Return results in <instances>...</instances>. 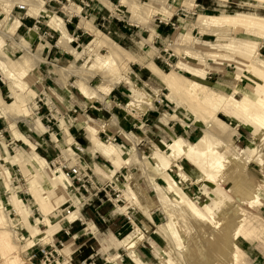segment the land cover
<instances>
[{
    "label": "rangeland",
    "instance_id": "obj_1",
    "mask_svg": "<svg viewBox=\"0 0 264 264\" xmlns=\"http://www.w3.org/2000/svg\"><path fill=\"white\" fill-rule=\"evenodd\" d=\"M40 1L44 10L30 9L32 10L30 12L22 5L19 6L24 9H18L17 0H0V87L3 92L1 99L5 103H12V91L18 98L21 97L18 106L15 107L10 103L5 105V114L4 111H0L2 133L0 136V264H16L18 261L24 264H40L38 261H28V252L39 245L51 242L53 233L64 224H68L65 218L67 213L76 210L74 204L76 199L65 202L64 197L57 198L59 194L56 193L57 187L53 189L57 182H61L65 190L68 187L69 192L73 189L69 187L70 181L56 170L57 166L53 168L50 163L56 158V153L57 155L60 152L72 154V151H75L72 146L74 136L71 133V138L68 132L69 126L75 124L78 111H67L68 103L65 102L61 91L68 88L77 93L75 88L79 84L94 93L103 90L108 92L114 86L119 87L127 96L132 95L133 98L146 104L157 99L161 102L160 112L165 118L163 122L169 120L167 122L169 126L174 125L177 130L179 129L177 135L172 136L171 141L174 138H181L187 143L184 149H190L180 151L177 146L173 147L176 153H184L188 158L184 154H172L168 150L170 143L158 145L157 148L165 154L161 152L156 160L153 154L156 146L151 148L147 144L145 148L143 145H138L140 150L133 146L125 149L123 154L113 146L119 159L113 167L118 172H114L111 166V182L117 185L123 203L117 204L116 208L111 204V207L117 212H122L120 208L130 206L135 213L137 219L135 225L138 227H140L138 221L143 218L141 212L150 218L149 210L152 209L159 217L158 225L148 228V233L160 237L158 236L156 240L143 238L139 242L140 248L145 254L147 253V261L151 260L153 264H159L150 255L153 251L164 264H207L195 252V246L198 249L200 247V251H209V246L202 241L194 240V244L190 243V236L184 224L191 227L192 222L197 225L199 231L201 228L180 201V195L185 193L199 207L203 204L207 205L215 215L222 209L217 203V194L222 195L226 200H231L230 195L235 191L237 180L244 174L240 179L243 182L250 181L252 186L250 195L241 199L236 198L235 202L227 201L231 207L238 210L239 214V227L232 238V253L235 256L233 262L228 264H264V190L263 182L257 177H261L264 163H259L260 167L254 165L249 167L245 163V153L249 154V146L252 151L249 155L254 161L261 152H264V145L261 143L264 141V110L249 102L258 99L264 105V94L247 82V78L256 80L251 76V70H248L249 65L264 70L262 61L264 31L257 32L251 26L252 22L243 20L215 22L198 18L201 14L219 18L224 15H241L264 21V2L230 0L233 3L223 8L218 7L220 5L217 6L216 2L219 4L225 2L215 0L206 11L199 9L194 11V0H111L113 5H118L119 1V4L124 6L120 7L122 12L119 17L123 20L120 22L133 33L132 41L128 42L109 34L106 20L95 21V17L87 18L81 12L77 15L66 13L63 7L69 6L71 2L68 4ZM102 2L100 4L95 1L96 11L106 18L110 14L108 10L113 11V6L104 0ZM75 10L80 11V7L77 6ZM176 12L177 15H174ZM36 15H39L34 18L39 21L37 25L41 30L37 32L34 28L35 36L29 30L28 34H25L26 30L17 32L19 18ZM167 16H170L169 19L173 16L172 22L178 19L177 29L175 33L171 29L165 43L161 40L154 43V48L151 43L155 40L154 25H159V19L167 22L169 20ZM82 17L85 19L82 20ZM50 20L54 21L52 23L56 28L64 25L68 28L70 38L65 47H59L63 44V40L59 39L61 34L47 26L50 25ZM33 25L30 27L32 28ZM77 25L84 34L80 39H75V35L71 36ZM96 30L104 35L101 36V43L94 40ZM42 33H47L51 37L45 36L39 41L36 39L37 35ZM78 33L80 34V31ZM106 38L118 45L114 47L125 59L123 66L109 58ZM48 47L62 52V55L59 53H54L52 57L46 55L44 50ZM160 50L170 58L168 62L164 63L157 58L158 54L155 55V52ZM59 57L61 58L58 59ZM145 63H152L163 73H169L171 67L176 66V77L171 87L166 88L163 82L154 78L146 69ZM122 69L126 71L124 75ZM3 73L6 74L7 80L3 79ZM137 75L142 77L139 78ZM108 77L111 78V83ZM258 84L264 87V82L259 81ZM212 91L230 95L232 102L220 99L219 102L210 104L212 100L210 97L214 94ZM246 91H250V94L245 93ZM230 105H235L237 110H231ZM247 107L251 111H256L254 116L249 114ZM131 108V106L123 107L121 112L127 119L140 120V114ZM262 108L264 109L263 106ZM0 110H2L1 105ZM216 115L217 120L211 122ZM222 115L237 123L251 124L254 137L250 139L245 151L241 149L238 151L240 155L234 156L236 162L245 165L246 171L237 170L233 177L231 174H224L229 166L226 155L231 152L230 147L234 146L232 134L235 130H233L234 126L229 124L230 120ZM219 122L224 123L225 126L220 125ZM88 123L97 126V123L91 120L86 121L83 126L86 127ZM66 135L72 141L68 146L65 143ZM133 135H140V131L134 132ZM49 136L54 140L52 147L55 151L44 162L38 157L41 153L35 144L40 140L48 139ZM98 138L106 142L103 136ZM118 143L121 144L119 140ZM31 145L34 146V151ZM114 153L112 151L111 155ZM81 154L78 153L79 157ZM17 158L24 161L23 164L19 162L21 166L11 161H18ZM109 161L113 164L111 159ZM177 161L185 163L184 167L188 171L186 175L192 176L190 180L180 176L176 168L172 167ZM20 167L23 171L30 172V178L27 179L22 174ZM251 169L257 174L248 172ZM5 172L10 176L6 175L3 179ZM164 176L172 179V183L168 186L173 194L162 180ZM49 177L52 179L55 177L57 182L54 180V184L47 188L44 181ZM204 177L211 178L213 183L205 185L202 179ZM193 182L198 184L201 191L203 187L200 185L205 186L207 199L204 195L199 196L200 198L194 195ZM227 182L230 184L224 188ZM212 185L213 189L207 190ZM28 188H31L30 192L27 191ZM257 190L259 191L256 192ZM12 193H17L26 221L33 226L37 234L35 237H32L17 210L18 204L16 206L11 201ZM73 194H76L74 190L70 197H73ZM142 195L146 197L143 198ZM145 199L148 203H145ZM77 202L80 204V196L77 197ZM202 217L207 220L204 214ZM47 218L48 223H46ZM49 223H54L55 231H50L43 239L40 233L49 229ZM131 231L133 230L128 228L126 234ZM126 234L117 233V241L122 240ZM57 248L60 250L61 247L57 246ZM57 248L55 249L57 253L46 264H60L58 255L63 252H59ZM131 256L135 258L136 254ZM105 264H115V262Z\"/></svg>",
    "mask_w": 264,
    "mask_h": 264
},
{
    "label": "crops",
    "instance_id": "obj_2",
    "mask_svg": "<svg viewBox=\"0 0 264 264\" xmlns=\"http://www.w3.org/2000/svg\"><path fill=\"white\" fill-rule=\"evenodd\" d=\"M95 1L100 4L103 3L102 2L103 0H95ZM95 1L91 4L89 8H85L82 5L81 6L79 5L80 12L85 14L87 18L89 16L95 17V21L106 20L107 29L108 32H110L109 34L114 35L120 39H124L128 42H131L133 38L132 37L133 33L130 32L131 29L127 28L125 24H122L120 21H118L116 18L119 15H117L118 14L117 12H114V9L116 8L120 9V7H124V6L120 5L119 1H118V5H113L111 3V0H104L106 3L113 6L112 8L113 11L110 12L108 10V13L110 14H108L106 18H103V15L99 14V12L96 11L97 4L95 3ZM194 1L198 4V9L201 11H206L207 9L210 8V6L213 5V3H215L214 2L215 0H208V2H206L205 0H194ZM218 1L225 2L224 4H219L216 2L217 6L220 5L218 7H223V8H226L228 4L233 3L230 0H218ZM213 10H215V8H213ZM38 16L39 15L33 17L28 16V17L19 18L20 24L16 29L17 32L19 30L20 31L26 30L25 34H28V30L31 31L34 28L37 29V32L40 31L41 28L37 25L39 24V21L35 19ZM113 20H115L116 22H114ZM52 21L50 20L49 22L50 25L47 24V26L53 29L54 31L58 32V34H61L59 39L63 40V44L59 47H65L67 43H69V38H70V35L68 34V28L65 25L56 28L55 25H53ZM164 23L165 22H161L159 23V25L157 24L154 25L153 31L155 34L154 35L155 40L154 42H151L153 44V47H154V43H156L159 40L163 41V43H165L168 40V36L171 31V28L169 26H166ZM32 24H34L32 27L33 29L30 27ZM27 25H29V27ZM78 31H80V34L78 33ZM175 31L176 30H174V33ZM33 33L35 36L36 31H34ZM42 34L41 35L38 34L36 39L42 41L40 39V38L44 39ZM74 35L76 37L75 39L78 38L80 39V36L83 37L84 35L78 25L76 29L73 31L71 36ZM58 40L56 41V45ZM50 47L45 48L44 52L46 55H51V57L54 55V53H59L60 55H62V52L54 51ZM72 52H74L73 49ZM262 52L264 53V50ZM157 54H158L157 58H160V61L164 63L168 62V60L170 59L168 58V56L163 54V50L155 52V55ZM60 58L61 57H59L58 59ZM138 77L140 78L142 76L139 75ZM108 81H110L111 83V78H109ZM75 89L77 93H74L72 90L68 88H64L61 91L62 96L65 98V102L68 103L67 111L68 112H70L71 110L78 111L77 116L80 117L79 119L78 117L76 118L74 122L75 124L71 125V127L69 126L70 131L68 133L69 135L72 133V135L74 136L72 138L70 135L72 140H74L73 141L74 144H77L78 146L83 148V152L80 157V163L82 167H85L87 170L92 171L100 179H102V176L106 178L111 177V166L113 168L114 165H116V160L119 159V155L114 151L113 146H116L121 151V154H123L125 149H130L133 146L138 148L139 150L140 148L138 147V145H143L146 148L147 144L151 148H153V146H156L153 154L157 151L158 152L160 151V153L162 152L163 154H165V152L158 149L157 147L158 145L168 144V143H170L168 150L171 151L172 154L174 155L176 153L173 149L174 146H177L180 149V151L190 150V149L187 150L184 149L187 143H185L181 138H174L171 141L172 136H176L179 129L177 130L176 127H174V125L169 126L168 125L169 123L167 124L169 120L163 122L165 118H163L162 113L160 112L161 102H158L157 99H155L154 102L150 104H146L145 102L133 98L132 95L127 96L124 90L122 89L120 90L119 87L115 88V86L111 88L108 92L103 90L100 93H94L92 90L88 89L86 86L82 84H79ZM2 93H3L2 87H0V96H1L0 105L2 107V110L0 111H4L3 113L5 114L6 113L5 105L10 104L11 102L5 103L1 99ZM138 97L141 98L140 95ZM141 104H143L144 106H142ZM150 105H152L153 108L150 107ZM127 106H131L132 107L131 109L136 111V113L140 114L141 119L134 121L127 119L126 115L121 112L123 111V107L127 108ZM220 113H224V112H220ZM216 117L217 115L215 116V118L211 120V122L217 120ZM239 117L241 116L239 115ZM225 118L230 120L231 123L229 124L234 126L233 130H235V132L232 134V137L234 138V146L230 147L231 152L227 153L226 155L227 159L229 160V166L227 172H225L224 175L231 174L233 177L237 172V170H242L243 172L246 171L245 165H240L238 162H236L234 160V156L240 155V152L238 151H240L241 149L245 151L246 148L248 147V144L250 143V139H253L254 137L252 133V128L250 127L251 124L237 123L235 120H232L228 117ZM90 120L96 122L97 126L88 123L87 126L84 127L83 125L86 123V121H90ZM219 124L224 125V123L222 122H219ZM254 124L256 123L254 122ZM143 129L144 131H142ZM137 131H140V135L138 136L133 135V133L134 132L136 133ZM183 132H185V130H183ZM122 135L125 139L122 138ZM189 135L190 134H188V137ZM66 136L67 138L65 142H68L67 139L70 137L68 135ZM99 136H103L104 138H106V142L101 141L98 138ZM118 140L121 142V144L118 143ZM53 143L54 140L53 139L51 140L49 136L48 139L40 140L38 144L37 143L35 144L36 145L35 147H37V149H39L41 153V155H39L38 157L44 162L47 160V158L51 157L52 152L55 151V149H53L52 147ZM261 143H264V141H262ZM250 147L251 146L248 147L249 154H251L252 152ZM88 148L90 150H88ZM32 150L34 151V146H32ZM112 151L113 153L115 152L113 155H111ZM178 153L181 155L184 154L180 152ZM178 153H176V155ZM249 154L245 153L246 155L245 163H247L249 167L252 165L256 167L257 166L260 167L261 165H259V163H264V152H261V154H259V156L256 157L255 159L256 161H254L253 160L254 158ZM241 155L244 157L243 154ZM109 159H111L113 164H111ZM182 159L185 158L182 157ZM141 160H145V159L141 158ZM11 161L17 162L19 164L18 161H13V160ZM173 166L176 168V171H178V174L180 176L182 175L188 180L192 178L190 174L186 175V172L188 171H186L184 167L185 163L177 161L176 164L172 165V167ZM113 169L114 172H118L117 169L115 168ZM262 170L263 171L261 177L260 176L257 177L259 180L263 182L262 189L264 190V168H262ZM21 171L22 174L27 179L28 177L30 178L29 171H23L22 169ZM248 172L255 173V170L251 169V171ZM242 176H244V174L240 175V177ZM54 180H56L55 177H53V179L49 177L46 181H44L47 188L50 187L51 182H54ZM162 180H164V182L167 185V188L173 194V191H171V189L168 186L169 183H172V179L169 176H164L162 177ZM229 184L230 182H227L223 187L226 188ZM192 186L194 187L193 193L194 195L196 194L195 196L198 195L197 197L200 198L199 196L204 195L207 199V192L205 186H203L202 184L200 185V187H203L202 191L201 188L198 187V184L196 182H193ZM67 189L68 187L66 188V193L72 195L73 190L69 192ZM258 191L259 190H257L256 192ZM142 196L143 198L146 197L144 195ZM73 197L68 199L67 197H64L65 198L64 201L66 202L69 199L72 200L76 199L75 203L79 204L77 202V197H79V195L73 194ZM101 197L102 196L100 195V198ZM81 202H80V214L82 216L81 220L70 221L68 222V224H64L61 228H59L56 232L53 233L51 242L47 243L49 244V246L55 247V249L57 248V246L61 247L60 250L57 248L59 252H63V254L58 255V262L60 264H105L107 262L110 263L111 261H114L115 264H153L151 260L147 261V253L145 254L144 251L139 246L140 244L139 242L143 238L149 240L150 239L156 240L157 237L159 236V235L155 236L154 234L149 235L148 233V228H151L152 226L156 227V225H158L157 221L159 220V217L155 212H153L152 209H151L152 211L149 210L150 218H147L141 212L143 218L138 221V223L140 224V227H138L137 225H135L137 220L135 217V213L132 212L133 209L132 208L130 209V206L129 207L124 206L123 208H120L122 212H117L111 207L110 203L100 201L95 196H86L83 202L82 203ZM16 203L19 204V201L17 200ZM145 203H148L147 199H145ZM125 215L130 217V222L126 220ZM128 228H131L133 231L126 234V230ZM119 232H123V234L126 235L122 240L117 241L116 234ZM163 251L165 252V250H162V252ZM29 252L27 254L28 256H29ZM131 254L132 255L134 254V256L136 254L135 258H132ZM164 254L167 253L165 252ZM150 255L152 259L158 261L159 264H164L159 261V259L155 256V253H153V251L150 252ZM40 258L41 256L38 254L37 258L32 262L34 261L39 262Z\"/></svg>",
    "mask_w": 264,
    "mask_h": 264
},
{
    "label": "bare ground",
    "instance_id": "obj_3",
    "mask_svg": "<svg viewBox=\"0 0 264 264\" xmlns=\"http://www.w3.org/2000/svg\"><path fill=\"white\" fill-rule=\"evenodd\" d=\"M257 1L258 2H264V0H257ZM17 2H18V5H22L23 7H26L27 10L30 12L32 11L30 9H39V10L43 9V5H42L43 3H41L40 0H17ZM76 7H77L76 5L70 4L69 6H64L63 9L68 14L77 15V14H79L80 11H76L75 10ZM170 16H167V20L169 19ZM198 18L200 20H214L215 22H219V21L236 22V21H242L243 20L245 22H252L253 24L251 23V26L257 32L264 31V21H261V19L257 20V19L251 18V17L241 16V15L240 16L224 15L220 18L219 17H212L209 15H199ZM81 19L84 20L85 18L82 17ZM34 30L35 29L31 30V32H34ZM95 32H96V34L94 36L95 42L101 43V36H104V35L99 30H96ZM106 40H107L106 45L109 47V51H107L109 58L114 59L121 66H123L125 64V59H124L123 55L121 54V52L117 51L114 47V46H118V45L109 38H106ZM60 44H62V43H60ZM262 61L264 63L263 59H262ZM144 65H145L146 69L149 71V73L154 78H156L158 81H161L165 84L166 88L171 87L172 81L175 80V77H176V72H177L176 68H175L176 66H174V67L172 66L171 67L172 70L169 71V73H163L160 69L156 68L152 63H145ZM248 70L249 71L251 70V72H252L251 76H253V78L256 79V80L252 81L251 79L247 78L248 84L252 85L256 89H258V91L262 92V94H264V87H262L261 85L258 84L259 81L264 82V70H262L260 68L258 70L257 68L253 67L252 65L248 66ZM125 73H126V71L124 69H122V74L124 75ZM2 77L4 80H7L6 74L3 73ZM12 89H13V87H12ZM212 93H214V94H212L211 95L212 97H210L212 99L210 101V104L217 103L220 101V99H223L226 102H228V101L232 102L231 101L232 98L230 97V95H224V94L218 93L216 91H212ZM246 93L250 94V91H246ZM252 94H254V96L259 98V96L256 95L255 93H252ZM11 96H12V103L10 105H14L15 107L18 106L20 103L21 97L18 98V96L16 95V93L14 91H12ZM246 99H248V98H246ZM254 100H255L254 102H252V101H249V102L256 104L258 107H260L262 110H264L262 108V106L264 107V105H262L258 101V99H254ZM230 107H231V110H235V109L237 110V107L235 105L234 106L230 105ZM247 109H248L249 114L254 116L256 111H253V110L251 111L248 107H247ZM67 140H68V142H65L66 145H68L69 142L70 143L72 142L70 138H68ZM262 144L264 145V143H262ZM159 154H160V151L159 152L157 151L154 153V156H155L154 158L156 160H157V157L159 156ZM17 159H18V162L23 164L24 161L22 159H20V160H19V158H17ZM27 163L29 164V162H27ZM32 167L35 168L34 165H32ZM56 170L60 171L59 168H56ZM3 174H4L3 179H5L6 175L10 176L7 173H3ZM202 179H203L205 185L213 183L211 178L205 179V177H204ZM51 184L53 185L54 182H51ZM56 187H57L56 193L57 192L59 193L57 195L58 199H60L62 197L71 198L70 194L66 193L65 186L61 182H57L56 185L53 186V189H55ZM212 187H213V185L210 186L207 190L213 189ZM251 188H252V186L250 185V181L246 180L243 182L242 179L238 178L236 186H235V191L233 192L232 195H230L231 200H233L235 202L236 198L241 199L242 197L249 196L251 193ZM27 191L30 192L31 188H28ZM48 193L51 194L52 192L48 191ZM17 200H18L17 193H15V194L12 193L11 194V201L14 202L16 204V206H17V203H16ZM228 200H226L222 195L217 194V203L220 205V207L222 209L217 214L214 215V213H212V211H211L212 209L208 208L207 205L203 204L202 207H199V205L197 206V204L194 201L190 200V197L187 196L185 193L183 195H180V201L187 208V210L189 211L191 216H193L196 219V221L198 222V224L201 228V231H199L196 227L197 225L195 223H192V222H191V224H192L191 227H187V225L184 224V228L187 231L188 236H190V243L194 244L195 241H198V242L202 241V242L207 243L209 246V251H200L199 250L200 247L198 249L195 246V252L198 253V255L201 257V259L207 264H228L229 262H233V260H234L235 255H234V253H232V251H233L232 238H233V235L236 233L237 228L239 227V222H238L239 214H238V210L231 207V205L228 203L231 200L230 199H228ZM74 204L76 206V210L73 212L67 213L68 215L65 216V218H67L68 222L73 221L75 219L81 220L82 216L80 214V204H77V203H74ZM17 208H18L17 210L20 212L22 218L24 219L25 225H27V228L30 231V234L32 235V237H35L36 233L34 231V228L31 224H29L26 221L24 210H23L21 204H18ZM200 211H203L204 213H202ZM202 214H204L207 217V220L203 219ZM48 222L49 221L47 218L46 223H48ZM53 224L49 223V226H48L49 229L46 232L44 231V232L40 233L42 235L43 239L48 236L50 231L51 232L55 231V229H53V226H54ZM129 236H131V235H129ZM16 264H24V263H21V261H18Z\"/></svg>",
    "mask_w": 264,
    "mask_h": 264
},
{
    "label": "built area",
    "instance_id": "obj_4",
    "mask_svg": "<svg viewBox=\"0 0 264 264\" xmlns=\"http://www.w3.org/2000/svg\"><path fill=\"white\" fill-rule=\"evenodd\" d=\"M95 0H48V2H66L70 4L76 5V2H78V5L76 6H83L85 8H89L91 4ZM194 8V11L198 9V4L196 2ZM18 9H24L22 6H17ZM183 11V9H181ZM114 12H117L120 16V13L122 12L120 9H114ZM174 15H177V12L174 13ZM173 15V16H174ZM117 17L116 19L118 21H122V17ZM173 16L164 24L166 26H169L172 30H176V23H178V19L175 22H172ZM159 19V23H161ZM51 37L47 33H43V37ZM0 136H2V133L0 132ZM72 154H63V152H60L56 156V158L50 163L53 168L57 166L56 168H59L62 175L70 181V188L74 190L76 194H78L82 201L86 196H95L100 201L108 202L112 204L114 208H116L119 203H123L122 200V194L117 188V185L114 184V182H111V177L106 178L102 176V179L97 178L95 174L92 171L87 170L85 167H82L80 163V157L78 153H82L83 149L79 147L77 144L73 145ZM72 150V149H71ZM100 195L102 196L100 198ZM121 211V209H119ZM69 213V212H68ZM125 218L128 222H130V217L125 215ZM80 220L75 219L73 221ZM131 225V224H130ZM132 226V225H131ZM55 247L49 246V244H42L37 246L36 250L35 248L30 250L28 261H33L37 258V255L39 254L41 256L39 263L40 264H46L50 262V259L53 258V255L56 254Z\"/></svg>",
    "mask_w": 264,
    "mask_h": 264
}]
</instances>
